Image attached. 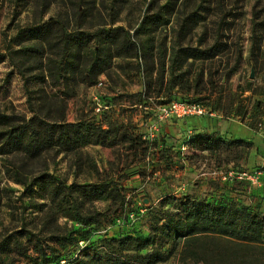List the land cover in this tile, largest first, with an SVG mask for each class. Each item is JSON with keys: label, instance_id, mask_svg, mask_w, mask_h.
Wrapping results in <instances>:
<instances>
[{"label": "rangeland", "instance_id": "1", "mask_svg": "<svg viewBox=\"0 0 264 264\" xmlns=\"http://www.w3.org/2000/svg\"><path fill=\"white\" fill-rule=\"evenodd\" d=\"M44 22L50 28L46 41L13 40L18 29ZM60 26L90 36L73 66L60 62L62 76L55 81L50 74L60 53L55 35ZM107 30L117 43L126 38L127 46L119 56H113V44L105 49L107 66L88 85L83 80L85 56L106 41ZM212 45L216 55L207 59L182 60L179 51L170 76L169 59L177 48ZM167 100L199 103L211 113L200 115L206 120L202 127L225 140L227 129L220 132L230 121L264 128V0H0V112L13 124L30 120L44 140L36 156L0 153L3 259L42 264L33 252L25 257L13 251L14 239L29 247L28 234L36 235L42 247L56 249L51 236L76 229L92 228L93 245L124 234L145 237L152 214L175 211V201L162 203L167 195L220 200L228 191L246 202V181L220 179L229 168L245 169L240 162L246 148L213 153L190 148V133L182 124L191 116L155 121L150 127L148 114L138 104ZM75 123L81 124L84 137L77 146L70 141L76 139ZM82 123L108 129L104 144L94 142L91 131L86 136ZM234 125L228 130L232 137L250 139V132L233 131ZM121 134L133 138V144L120 139ZM110 137L113 144H105ZM44 173L73 186L80 213L98 222L85 225L65 216V208L52 207L43 191L28 185ZM107 180L116 182L123 196V208L115 213L108 210V200L88 198L79 188ZM178 250L179 245L155 264H214L180 259ZM73 252V246L61 250L65 257Z\"/></svg>", "mask_w": 264, "mask_h": 264}, {"label": "trees", "instance_id": "2", "mask_svg": "<svg viewBox=\"0 0 264 264\" xmlns=\"http://www.w3.org/2000/svg\"><path fill=\"white\" fill-rule=\"evenodd\" d=\"M104 32H106L104 36L106 41L97 47H92L90 54L85 56L87 59L83 63V80L88 85L107 66L104 50H109L110 45L113 44L116 48L113 56H119L127 46L126 38L122 37L117 43L116 36L111 31ZM49 35L50 28L47 22H44L18 29L13 40L21 37L46 41ZM55 35L59 42L60 53L50 77L57 81L62 76L63 66L60 62H68L67 64L73 66L71 62L79 58L90 34L83 31H66L60 26ZM26 49L35 51L32 48ZM179 51L182 52V60L189 57L207 59L216 55L215 45L205 49L177 48L169 59L170 76L173 75L171 70L173 65L179 61ZM159 65L160 67L163 65L161 60ZM10 119L9 115L0 112V126L5 127L4 130H0V153L24 151L26 154L36 156L42 144L44 145V140L38 135L34 125L30 120L13 124ZM75 124L76 139L70 141L76 142L77 146L84 142V137L79 131L81 124ZM82 126L86 136L91 131L95 137L93 141L104 144L108 129H102L97 123H82ZM130 138L120 135V139H128L129 144H133L134 139ZM109 140V143L107 141L105 144H113V138L110 137ZM186 141L190 148L208 153L241 145L246 149L250 146V142L244 139L225 140L211 133H194L189 139L186 138ZM32 184L45 193L52 207L65 208L63 211L65 216L79 222L83 221L85 225L98 222L93 215L85 216L80 213L73 195L75 192L73 186L65 185L62 180L47 173L32 178L28 185ZM79 188L88 198L108 200V210L112 213L123 208V196L116 182L90 181L79 185ZM224 197L226 196L222 195L223 199L207 200L196 199L187 194L180 197L167 195L162 203L175 201V211H158L152 214L148 234L145 237L124 234L102 239L100 244L93 245L92 228L81 232L76 229L69 231L68 235L51 236L58 245L56 249L52 245L42 247L36 235L28 234L26 240L29 247L20 245L18 240L14 239L13 251L25 257L28 256L26 252H33L36 254L33 258L38 259L42 264H155L167 259L179 245L177 255L183 260L189 258L214 264H264V215ZM77 234L79 235L76 236ZM81 243L82 245H79ZM68 246H73L75 252L65 257L61 250ZM1 250L2 248H0V264H11L3 259Z\"/></svg>", "mask_w": 264, "mask_h": 264}, {"label": "crops", "instance_id": "3", "mask_svg": "<svg viewBox=\"0 0 264 264\" xmlns=\"http://www.w3.org/2000/svg\"><path fill=\"white\" fill-rule=\"evenodd\" d=\"M191 117L193 118L187 117V119L185 118V120L181 118L184 120L182 127L186 131H188V133H190L188 135H191L192 128L195 129L193 130V134L194 133H210L209 130H206L204 129V127H202L203 124H206L205 118H201L202 116H191ZM172 119H175V118H169L165 121H170ZM225 124L226 125L224 127V130L220 133H224L225 130L227 129L224 134L227 139H244L250 142V146L247 149H245L246 151L244 152V155H243L244 158L240 162L241 166H243L247 170H251L256 167L264 168V128L254 130L248 127L247 125L241 122H238V121H230ZM232 124L233 125L235 124L234 126L236 128V129H233V131L250 132L251 134L250 139L241 138V137H232L233 134L228 131ZM198 152H203V151H198ZM260 179L262 181L264 180V170H262ZM179 188L180 190H184L183 185H181ZM247 189L248 190L245 191L246 195L248 196V198H246L247 199L246 202L239 199V197L233 196V194L231 195L230 192L228 191H224L223 195L239 204L249 207L250 209H252L253 211L257 213L264 215V185H261V186L250 185ZM183 194H186V193H183ZM214 197L215 196L207 195L205 199L211 200Z\"/></svg>", "mask_w": 264, "mask_h": 264}, {"label": "built area", "instance_id": "4", "mask_svg": "<svg viewBox=\"0 0 264 264\" xmlns=\"http://www.w3.org/2000/svg\"><path fill=\"white\" fill-rule=\"evenodd\" d=\"M97 85L100 84L98 81ZM146 111L148 114L147 121L149 122L150 127H155V121H164L169 118H183L187 116H200L204 114L211 115L208 113L199 103L196 102H188V101H174L167 100L159 103H148L147 105H139ZM100 105L97 103V99L95 101V110H99ZM264 170L263 167H256L251 170L247 169H239L235 170L232 168L227 169L223 173L220 174L221 180H239L246 181L249 185L253 186H261L264 185V180L260 179V175ZM131 216V213L128 214Z\"/></svg>", "mask_w": 264, "mask_h": 264}]
</instances>
